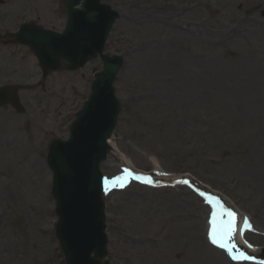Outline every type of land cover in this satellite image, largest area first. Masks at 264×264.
Masks as SVG:
<instances>
[{
	"label": "rangeland",
	"instance_id": "obj_1",
	"mask_svg": "<svg viewBox=\"0 0 264 264\" xmlns=\"http://www.w3.org/2000/svg\"><path fill=\"white\" fill-rule=\"evenodd\" d=\"M103 1L120 13L108 51L125 57L114 82L121 110L112 143L138 170L157 163L229 197L264 232V0ZM24 6L57 29L63 23L58 0ZM8 8L0 17L10 30L17 6ZM100 68L93 60L42 79L27 49L0 51V85H19L25 109L0 107V264H64L46 151L68 137ZM197 202L137 185L112 193L108 264H199L191 251L207 208L200 216ZM248 239L264 246L263 237Z\"/></svg>",
	"mask_w": 264,
	"mask_h": 264
},
{
	"label": "water",
	"instance_id": "obj_2",
	"mask_svg": "<svg viewBox=\"0 0 264 264\" xmlns=\"http://www.w3.org/2000/svg\"><path fill=\"white\" fill-rule=\"evenodd\" d=\"M60 1L68 17L66 33L29 36L27 41L25 39L22 41L18 35L16 38L21 42L28 43L33 48L45 75L50 70L81 66L88 59L95 58L98 53L100 54L103 69L94 75L95 80L89 100L84 103L83 112L77 115L78 119L72 126L75 136H71L70 142H52L50 145L56 150V160L61 169L60 174L71 175L67 170L66 148L79 145L87 152L88 149L94 151L98 146H101V158L104 157L107 150L105 144L107 133L102 131L99 126L108 127V130H111L117 117L118 105L114 100L111 84L119 70L122 58L102 54L106 34L114 20V16L106 5L100 4V0H83L81 3L83 9L78 10L76 6L80 0ZM65 40H69L71 44ZM62 59L66 60L68 64L61 65ZM5 92V89H0V103L7 100ZM9 101L17 104L14 97L9 98ZM109 115L111 118H108ZM86 152L83 153V156L86 155ZM96 169V166L95 168L91 167L90 172ZM97 190L99 187L95 190L94 197L97 196ZM53 194L57 200L56 212L59 214L56 232L66 264H100L104 254L105 240L99 242L98 235L91 233L90 229L87 230L89 223L96 221V218L86 216L82 218V223L87 226H84L85 234L79 237L76 235L79 227H76L70 220L66 210L60 211V204L64 198L61 194L56 193V185L53 187ZM69 206H77V201L71 199ZM81 211L79 214L84 216ZM101 216L103 217L102 213ZM91 253L94 254L93 257H90Z\"/></svg>",
	"mask_w": 264,
	"mask_h": 264
},
{
	"label": "bare ground",
	"instance_id": "obj_3",
	"mask_svg": "<svg viewBox=\"0 0 264 264\" xmlns=\"http://www.w3.org/2000/svg\"><path fill=\"white\" fill-rule=\"evenodd\" d=\"M94 149V148H93ZM113 156L119 163V165L123 166V165H129L128 161L125 159V157H123V155L120 154V152L113 148L111 151H110V155H108V159ZM125 167V166H123ZM36 172L38 173L39 172V169L36 170ZM158 177H161V176H158ZM177 177H171L170 178V181H174L176 180ZM161 180H163V178H159ZM167 180V179H165ZM1 179H0V184H1ZM149 190V189H148ZM153 190V189H152ZM162 191H167L169 190L168 188H164V189H160ZM187 194L189 195V197L191 199H194L195 201H197L198 198H193V196L187 192ZM225 201L227 202L228 200L225 199ZM195 209L197 210V212L199 213L200 216H202V213H204V207L198 202L195 203ZM226 206V209H229L232 211H235L232 206L228 203L227 205L225 204ZM235 220L237 221H241L240 223H242V220L244 219H240L238 216H237V213H233V215L231 216V219H230V223H234ZM229 223V222H228ZM197 227V226H196ZM198 230V229H197ZM200 238V241L198 244H196V246L194 247V249L191 251L193 257L195 260H197V262L199 264H232V263H237V264H241L243 262H240V261H232V260H228V262H224V253L219 250L217 247L213 246L212 243H207L205 242V238L203 239L202 236L198 235L197 236V240H199ZM209 238V237H208ZM237 240L239 241V243H242V241L239 239V237L237 238ZM249 249V248H248ZM249 252H251V254H253L254 256L257 255V251H255V249H249L248 250ZM200 255L199 257H196ZM231 262V263H230Z\"/></svg>",
	"mask_w": 264,
	"mask_h": 264
},
{
	"label": "snow or ice",
	"instance_id": "obj_4",
	"mask_svg": "<svg viewBox=\"0 0 264 264\" xmlns=\"http://www.w3.org/2000/svg\"><path fill=\"white\" fill-rule=\"evenodd\" d=\"M211 201H212V198L209 197V202H211ZM228 215L231 216L232 214L231 213H228ZM211 240H212V243L213 244H217L221 248L226 247V245H225L224 242L217 240L216 235H215V232H213V234L211 235ZM233 258L234 259H236V258H239V259H248V257L243 256V254H241L240 257H233Z\"/></svg>",
	"mask_w": 264,
	"mask_h": 264
}]
</instances>
